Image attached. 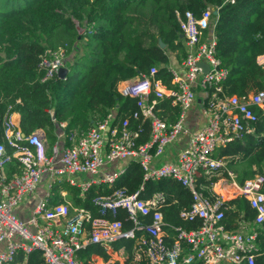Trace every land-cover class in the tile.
<instances>
[{
  "label": "built area",
  "instance_id": "2783aa9c",
  "mask_svg": "<svg viewBox=\"0 0 264 264\" xmlns=\"http://www.w3.org/2000/svg\"><path fill=\"white\" fill-rule=\"evenodd\" d=\"M215 12L207 7L195 17L187 11L179 20L186 54L179 69L167 66L171 87L156 78L158 68H150L147 75H141L124 90L125 95L137 99V110L121 122H116L115 113L110 112L85 133L74 131L68 138L70 145L63 148L59 157L61 168L55 166L58 139L49 156L42 129L25 136L14 129L10 114L5 115L4 139L13 153L8 155L5 144L0 143V264H25L28 255L35 251L41 253L44 264H81L76 252L86 245L113 247L119 241L133 242L134 263L192 264L199 260L201 264H255L262 254L259 238H264V173L240 185L236 174L226 168L227 161L213 155L218 148L252 132L250 125L257 121L256 112L264 118V89L243 96L225 93L228 70L216 57L212 26ZM65 59L63 48L45 50L38 64L44 74L42 81L57 76ZM201 63L208 66L207 72ZM197 92L202 94L200 100ZM163 101L179 107L175 123L158 115L157 106ZM195 104L199 105L205 124L190 132L185 119ZM130 118L150 122L147 143L136 145L142 128L139 125L136 130L130 129ZM59 127L64 129L65 124L60 123ZM184 135L188 137L187 144L173 161L155 165L166 149ZM129 159L140 164L143 183L131 195L118 189L109 196L94 198L102 218H93L89 211L72 208L66 201L49 205L51 190L57 183L64 181L78 187L82 196L92 185L112 184L123 169L107 171L106 167ZM12 160L20 164L21 173L9 178L6 166ZM201 176L207 181L216 178L209 187L210 197L199 190L197 181ZM162 179L175 180L191 193L192 204L180 212V218L200 221L196 230L173 228L170 245L161 212L166 196L156 193L146 200L139 198L145 182ZM42 182L46 183L45 194L29 218L20 219L14 210ZM214 185L218 192H212ZM59 195L65 199L66 193L61 190ZM239 198L249 203L254 219L251 223L240 222L237 231H228L222 221L230 209L229 202ZM118 210L125 213L123 221L104 217L109 212L115 218ZM144 217L150 218L149 223L143 222ZM124 223L130 227L125 228ZM184 245L189 250H183ZM19 255L23 256L22 261H18Z\"/></svg>",
  "mask_w": 264,
  "mask_h": 264
},
{
  "label": "trees",
  "instance_id": "16d2710c",
  "mask_svg": "<svg viewBox=\"0 0 264 264\" xmlns=\"http://www.w3.org/2000/svg\"><path fill=\"white\" fill-rule=\"evenodd\" d=\"M15 1V0H14ZM13 0H6L11 4ZM22 7L0 11V143L6 153L13 149L7 144L3 133L6 114L20 115V131L28 136L42 129L50 146L57 141L59 133L68 138L76 131L85 133L103 120L110 112L116 122L122 121L137 110V99L118 91L121 82L147 75L150 68H158L156 78L171 87V75L167 72L169 52H176L178 59L186 54L185 42L180 38V19L189 11L195 17L207 7L217 14L212 23L216 39V57L228 70L225 93L228 96H243L264 89V68L257 61L264 55V0H23ZM5 4V5H6ZM82 30L79 34L78 30ZM159 40L164 44L160 48ZM63 48L66 51L64 79L58 76L42 81L44 74L38 69L45 50ZM158 114L168 123H175L179 107L170 101L158 106ZM258 115L250 125L252 132L242 139L234 140L216 150L215 159H225L226 168L237 176L242 185L245 180L264 173V118ZM54 117V120L52 119ZM65 128L60 129L59 124ZM141 132L136 145L150 140V122L130 118V129ZM123 172L112 184L92 185L82 196L78 187L66 182L56 184L51 190L49 205L68 202L72 208H82L93 218H102L93 200L109 196L118 189L128 195L136 193L143 183V171L135 160L124 161ZM8 177L21 173L20 164L12 160L7 166ZM216 178L207 181L201 176L197 183L204 196L210 197L209 187ZM66 198L60 197V191ZM166 196V206L161 212L166 223L165 231L172 243L173 228L190 231L200 227V221H184L180 218L183 209L192 204L190 191L172 179L147 181L140 199H149L154 194ZM230 209L222 221L228 231H237L240 222L251 223L254 210L249 203L239 198L229 202ZM109 220H124L125 213L118 210L116 217L109 212ZM149 223L150 218H142ZM129 228V223H124ZM116 250L123 249L127 260L134 263L132 241L113 244ZM261 255L255 264H264V238L260 236ZM189 250V246H183ZM93 255L105 262L108 255L99 245L88 244L76 252L81 264H90ZM23 256H18V261ZM25 264H44L39 251L28 255ZM111 264V263H109ZM118 264V263H113ZM192 264H201L194 260Z\"/></svg>",
  "mask_w": 264,
  "mask_h": 264
},
{
  "label": "crops",
  "instance_id": "0c3cea01",
  "mask_svg": "<svg viewBox=\"0 0 264 264\" xmlns=\"http://www.w3.org/2000/svg\"><path fill=\"white\" fill-rule=\"evenodd\" d=\"M11 4L17 8V7H22L24 3H23V0H15V1L13 0V2ZM185 48H186V46H185ZM176 55H177L176 52H169V54H168V56H169L168 66L172 67V68L179 69L182 60L178 59ZM257 61L259 64H262V66L264 68V55L258 57ZM137 79H138V77L133 78V79L128 80V81H125V82H121L118 85V91L121 94L125 95L124 90L129 85H132ZM201 95H202L201 93L197 92V94H196L197 100H200ZM158 111H159V113L161 112L160 109ZM10 119H11V122L13 124L14 129L20 130V115L16 112H12V113H10ZM204 124H205V118L201 113L199 105L195 104L187 112L186 119H185V126L190 132H193V131L201 128ZM57 139H58V144H59L58 145L59 146V155H58V158H56V165L55 166H56V168H61V164L59 163V157L61 156L63 148L65 147V141H64V136H61V133L58 134ZM187 140H188V137L186 135L180 136L175 143L171 144L166 149V152L164 153V155L161 156L160 158H158L154 162V164L157 165V164H162L165 162L173 161L175 155L186 146ZM46 153L49 156L51 155V149H50L48 142H47ZM123 164H124V161L112 164V165L106 167V170L107 171H117V170L123 169L122 168ZM45 192H46V183L42 182L34 194L26 196L23 198L22 202L14 210V213L20 219H23V220H26L27 218H29L31 211L34 208L35 204L45 194ZM212 192H214V193L218 192V186L214 185L212 187ZM65 198H66V196H65ZM102 248L106 252V254L108 255V261L105 262L101 257L93 255L91 257L90 264H109V263H111V264H113V263L124 264L125 261L127 260V256H126L123 249L116 250L114 247H108V246H103Z\"/></svg>",
  "mask_w": 264,
  "mask_h": 264
},
{
  "label": "water",
  "instance_id": "95a60500",
  "mask_svg": "<svg viewBox=\"0 0 264 264\" xmlns=\"http://www.w3.org/2000/svg\"><path fill=\"white\" fill-rule=\"evenodd\" d=\"M214 14H216V12ZM180 38L183 39V36L180 35ZM159 45H160V48H162V49L165 47L164 44L161 42V40H159ZM200 66L203 67L205 72H207L209 69L208 66L203 64V63H201ZM66 74H67V69L61 68L57 76L59 79H64L66 77ZM52 119L54 120V117H52Z\"/></svg>",
  "mask_w": 264,
  "mask_h": 264
},
{
  "label": "rangeland",
  "instance_id": "374dc122",
  "mask_svg": "<svg viewBox=\"0 0 264 264\" xmlns=\"http://www.w3.org/2000/svg\"><path fill=\"white\" fill-rule=\"evenodd\" d=\"M6 0H0V11L1 12H5L9 9H12L14 6L12 4H6ZM78 33L81 34L82 33V30H78Z\"/></svg>",
  "mask_w": 264,
  "mask_h": 264
}]
</instances>
